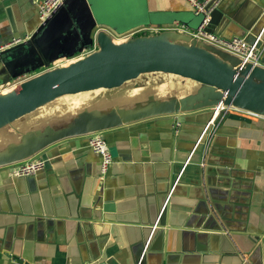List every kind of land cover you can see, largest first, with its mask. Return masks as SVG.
Masks as SVG:
<instances>
[{
  "label": "crops",
  "instance_id": "crops-1",
  "mask_svg": "<svg viewBox=\"0 0 264 264\" xmlns=\"http://www.w3.org/2000/svg\"><path fill=\"white\" fill-rule=\"evenodd\" d=\"M40 1L0 0V46L38 29ZM123 1L87 0L94 31L145 29L146 39L190 46L185 36L164 30L196 29L199 16L189 0ZM263 26L264 0H222L211 32L251 42ZM259 50L264 69V32ZM181 80L142 74L112 90L59 97L0 127V160L54 134L85 129L0 165V264H137L152 229L141 264H264V121L222 113L212 137L191 152L210 108L182 110L196 104L186 99L197 88ZM94 132L113 159L104 178L99 155L88 147ZM31 160L45 167L29 177L12 175L17 163Z\"/></svg>",
  "mask_w": 264,
  "mask_h": 264
},
{
  "label": "water",
  "instance_id": "water-1",
  "mask_svg": "<svg viewBox=\"0 0 264 264\" xmlns=\"http://www.w3.org/2000/svg\"><path fill=\"white\" fill-rule=\"evenodd\" d=\"M218 6L210 14L208 32H211ZM197 16H199L200 24L203 15ZM95 27L96 21L87 0L82 2L81 0H64L58 11L40 25L29 39L0 54V86H2L36 69L46 68L57 60L71 58L92 47L95 40L99 47L97 52L79 61L41 74L22 83L17 89L0 95V127L12 123L59 97L100 89L112 90L146 73L170 74L190 80L202 87L199 94L186 99L187 102L196 104L182 110L212 108L228 96L231 101L237 100L246 107L264 112V69L247 66L239 73L238 69L235 70L239 60L222 52L154 39L135 40L115 45L103 31L102 33L98 30L94 31ZM263 29L264 26L262 28L264 32ZM262 31L248 43H253L258 36L261 37ZM77 33L80 37H76ZM77 38L81 40L77 41ZM68 43L74 44L67 47ZM251 77L256 81L251 80ZM229 104L233 103H226V105ZM178 110L173 109V111ZM211 116L210 111L208 121ZM207 123L203 125L191 152L197 153L198 149L203 147L210 129H205ZM84 130L75 128L54 134L38 142L22 155L0 160V165L21 161L45 145ZM179 180L177 176L172 182L170 195L167 194L160 209L161 215L168 206L174 187ZM153 232L154 229L144 243V249L137 264L142 263ZM241 258L247 260L244 255H241Z\"/></svg>",
  "mask_w": 264,
  "mask_h": 264
},
{
  "label": "built area",
  "instance_id": "built-area-1",
  "mask_svg": "<svg viewBox=\"0 0 264 264\" xmlns=\"http://www.w3.org/2000/svg\"><path fill=\"white\" fill-rule=\"evenodd\" d=\"M222 0H205L203 2H199L197 0H189L190 5L193 9L195 15H203V19L201 23L195 30H189L185 25H176L173 28L164 29L170 32H177L186 37L187 43L196 48H204V49H212L215 51L222 52L226 55H229L237 60H239V65L235 68L238 69L239 73L242 72L247 66L251 68L260 67V57L261 51L259 50V41L261 39L258 36L253 43L246 42L245 38L242 37H232L230 39H223L212 32L207 31L208 24L210 22V14L212 11L219 5ZM64 0H41L37 3V16L40 25L44 24L50 17L58 11V9L62 6ZM210 6L205 9V7L209 4ZM264 30V29H263ZM147 31L145 29H140L132 34H129L126 37H130L133 35L144 34ZM263 32V31H262ZM26 40L15 39L6 45L0 46V54ZM98 46L96 40L93 42V46L83 50L81 53L75 55L79 56L76 58V61H79L85 57H82L83 54L92 48H96ZM74 57V56H73ZM57 62V61H56ZM55 67L58 69L57 63H52L50 66L46 67ZM54 69V70H55ZM251 79H254L251 77ZM212 112L211 119L208 121L205 129H209L208 139L212 137V132L215 128V120L216 118L226 112H234L244 117L245 119L254 120V121H264V112L249 108V107H240L233 104H223L220 103L212 108H210ZM178 125V124H177ZM207 135V136H208ZM88 147L100 157L99 163V175L101 178H104L109 170L110 165L112 164V156L109 150V147L103 140L100 133H92L88 137ZM208 146V142L206 143ZM207 149V147H206ZM45 163L42 160H31L25 162H19L13 169L12 175L16 177H29L35 175L37 172L43 170ZM170 195V193H169ZM168 195V197H169ZM246 260V259H244Z\"/></svg>",
  "mask_w": 264,
  "mask_h": 264
},
{
  "label": "rangeland",
  "instance_id": "rangeland-1",
  "mask_svg": "<svg viewBox=\"0 0 264 264\" xmlns=\"http://www.w3.org/2000/svg\"><path fill=\"white\" fill-rule=\"evenodd\" d=\"M123 31H121L120 29H115V31H111L109 29H106V31H103L104 34H106L111 40H116L115 42V45H121V44H125V43H129V42H132V41H135V40H144L146 38H148V35L146 34H142L141 37H139L140 35H133V36H130V37H125V35H129L128 33H122ZM102 33V32H100ZM161 35L165 34L163 32H160ZM117 36H121V37H117ZM138 37V38H137ZM122 42L118 41L117 39H122ZM140 38V39H139ZM186 43H183V45H185ZM187 45V44H186ZM99 50V47L97 46L96 48H92L90 50H87V52L85 54L82 55V57H87L91 54H93L94 52H97ZM80 56V55H79ZM79 56H74V57H71V58H68L67 60H72L71 63H74L76 62V58H78ZM58 61V60H57ZM70 63V64H71ZM67 61L66 60H62L60 62L57 63L58 67L61 68V67H65L67 65ZM55 67H49V68H42L41 72H39L41 74H44V73H47V72H50L52 70H54ZM32 76H26V77H23L21 79H17V80H14L13 82H10V84H6L4 85L1 89H0V95L3 94V91L4 90H8L10 92V90H14V89H17L19 87L20 84L26 82L27 80H29ZM181 79V78H180ZM252 80V79H251ZM183 83H188L189 85L191 86H194L195 88H197V91H196V94H199L200 91L202 90V87L199 86L198 84L194 83V82H191V81H187V80H181ZM253 81H256L253 79ZM190 86V87H191ZM189 90V89H188ZM7 91V93H8ZM48 105V104H47ZM30 115V114H28ZM28 115H25L23 117H28Z\"/></svg>",
  "mask_w": 264,
  "mask_h": 264
},
{
  "label": "bare ground",
  "instance_id": "bare-ground-1",
  "mask_svg": "<svg viewBox=\"0 0 264 264\" xmlns=\"http://www.w3.org/2000/svg\"><path fill=\"white\" fill-rule=\"evenodd\" d=\"M100 37H102V35H100ZM111 42L112 43H114L115 44V42L113 41V40H111ZM186 45V44H185ZM67 61V65L66 66H68V65H70V63L72 62V60L70 61V60H66ZM6 91V90H5ZM11 91V90H10ZM9 92V91H8ZM5 93H7V92H5ZM4 93V94H5ZM221 103H222V105L223 104H226V103H233V104H235V105H237V106H240V107H246L244 104H242V103H240V102H238L237 100H233V101H231L230 100V98L228 97V96H225V98L221 101ZM30 114V113H29ZM26 115H28V114H26ZM25 116V115H24ZM94 123H97V120H95V122Z\"/></svg>",
  "mask_w": 264,
  "mask_h": 264
},
{
  "label": "trees",
  "instance_id": "trees-1",
  "mask_svg": "<svg viewBox=\"0 0 264 264\" xmlns=\"http://www.w3.org/2000/svg\"><path fill=\"white\" fill-rule=\"evenodd\" d=\"M140 36L139 37H141L142 36V34H139ZM138 38V37H137Z\"/></svg>",
  "mask_w": 264,
  "mask_h": 264
}]
</instances>
